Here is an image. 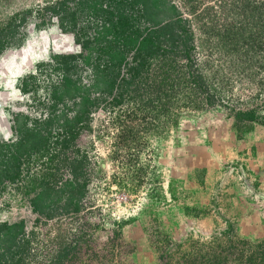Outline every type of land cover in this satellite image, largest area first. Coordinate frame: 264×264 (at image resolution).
I'll return each mask as SVG.
<instances>
[{
    "label": "rangeland",
    "instance_id": "1",
    "mask_svg": "<svg viewBox=\"0 0 264 264\" xmlns=\"http://www.w3.org/2000/svg\"><path fill=\"white\" fill-rule=\"evenodd\" d=\"M257 120L264 0H0V264H264L167 229L178 141Z\"/></svg>",
    "mask_w": 264,
    "mask_h": 264
},
{
    "label": "crops",
    "instance_id": "2",
    "mask_svg": "<svg viewBox=\"0 0 264 264\" xmlns=\"http://www.w3.org/2000/svg\"><path fill=\"white\" fill-rule=\"evenodd\" d=\"M210 129L199 135L190 129L171 152L172 186L183 207L167 229L178 240L189 233L190 222L201 234L233 228L240 237L261 236V208L251 195H264V121H249L241 128L228 121Z\"/></svg>",
    "mask_w": 264,
    "mask_h": 264
},
{
    "label": "built area",
    "instance_id": "3",
    "mask_svg": "<svg viewBox=\"0 0 264 264\" xmlns=\"http://www.w3.org/2000/svg\"><path fill=\"white\" fill-rule=\"evenodd\" d=\"M228 170L229 172H236V167L235 166H228ZM240 175V180L242 183H245V177L243 175H241L240 173H238ZM254 198L256 199L257 196L254 195ZM259 206H262L260 203H258Z\"/></svg>",
    "mask_w": 264,
    "mask_h": 264
},
{
    "label": "trees",
    "instance_id": "4",
    "mask_svg": "<svg viewBox=\"0 0 264 264\" xmlns=\"http://www.w3.org/2000/svg\"><path fill=\"white\" fill-rule=\"evenodd\" d=\"M83 99H85V96H84ZM11 230H12V226L9 227L8 232H11L10 234H11V236L13 237V236H14V232H15V230H13V231H11Z\"/></svg>",
    "mask_w": 264,
    "mask_h": 264
}]
</instances>
